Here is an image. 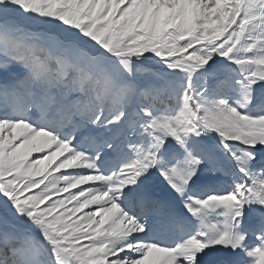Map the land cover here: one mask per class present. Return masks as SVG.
Instances as JSON below:
<instances>
[{"label":"snow or ice","instance_id":"1","mask_svg":"<svg viewBox=\"0 0 264 264\" xmlns=\"http://www.w3.org/2000/svg\"><path fill=\"white\" fill-rule=\"evenodd\" d=\"M0 264H264V0H0Z\"/></svg>","mask_w":264,"mask_h":264},{"label":"rangeland","instance_id":"2","mask_svg":"<svg viewBox=\"0 0 264 264\" xmlns=\"http://www.w3.org/2000/svg\"><path fill=\"white\" fill-rule=\"evenodd\" d=\"M37 155V154H34V156Z\"/></svg>","mask_w":264,"mask_h":264}]
</instances>
